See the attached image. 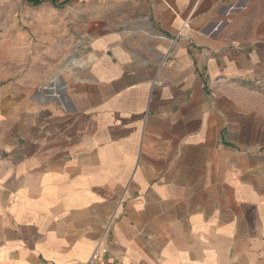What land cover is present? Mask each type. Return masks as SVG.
Here are the masks:
<instances>
[{"label": "crops", "instance_id": "0c3cea01", "mask_svg": "<svg viewBox=\"0 0 264 264\" xmlns=\"http://www.w3.org/2000/svg\"><path fill=\"white\" fill-rule=\"evenodd\" d=\"M135 3L0 76V264H264V0Z\"/></svg>", "mask_w": 264, "mask_h": 264}, {"label": "rangeland", "instance_id": "374dc122", "mask_svg": "<svg viewBox=\"0 0 264 264\" xmlns=\"http://www.w3.org/2000/svg\"><path fill=\"white\" fill-rule=\"evenodd\" d=\"M141 12L135 0H0V76L30 54L57 74L93 37L135 29Z\"/></svg>", "mask_w": 264, "mask_h": 264}, {"label": "built area", "instance_id": "2783aa9c", "mask_svg": "<svg viewBox=\"0 0 264 264\" xmlns=\"http://www.w3.org/2000/svg\"><path fill=\"white\" fill-rule=\"evenodd\" d=\"M104 252L105 249H102L101 247H97L86 264H112L110 261L104 258ZM131 264H137V263L132 262Z\"/></svg>", "mask_w": 264, "mask_h": 264}, {"label": "trees", "instance_id": "16d2710c", "mask_svg": "<svg viewBox=\"0 0 264 264\" xmlns=\"http://www.w3.org/2000/svg\"><path fill=\"white\" fill-rule=\"evenodd\" d=\"M32 4H40L44 1H47V0H29ZM49 1H52L55 5L59 6V5H63V4H66L67 2H69L70 0H66L62 3H58L56 0H49Z\"/></svg>", "mask_w": 264, "mask_h": 264}]
</instances>
